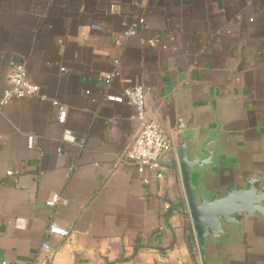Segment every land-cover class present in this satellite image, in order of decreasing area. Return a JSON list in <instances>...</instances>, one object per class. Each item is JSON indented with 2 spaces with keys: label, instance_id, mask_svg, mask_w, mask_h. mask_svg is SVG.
Segmentation results:
<instances>
[{
  "label": "crops",
  "instance_id": "0c3cea01",
  "mask_svg": "<svg viewBox=\"0 0 264 264\" xmlns=\"http://www.w3.org/2000/svg\"><path fill=\"white\" fill-rule=\"evenodd\" d=\"M15 64L44 98L0 109V264L30 263L45 241L51 264H201L174 147L145 184L125 159L136 109L105 98L143 87L171 142L179 120L218 136L208 189L242 185L264 169V0H0V97ZM53 194L66 205L47 207ZM233 240L221 264H264V220Z\"/></svg>",
  "mask_w": 264,
  "mask_h": 264
},
{
  "label": "water",
  "instance_id": "95a60500",
  "mask_svg": "<svg viewBox=\"0 0 264 264\" xmlns=\"http://www.w3.org/2000/svg\"><path fill=\"white\" fill-rule=\"evenodd\" d=\"M172 142L185 201L201 264H221L233 237H241L249 218L264 220V169L254 171L242 185L224 192L210 190L205 180L217 175L218 136L204 137L200 128L178 121ZM224 165H227L224 163Z\"/></svg>",
  "mask_w": 264,
  "mask_h": 264
},
{
  "label": "built area",
  "instance_id": "2783aa9c",
  "mask_svg": "<svg viewBox=\"0 0 264 264\" xmlns=\"http://www.w3.org/2000/svg\"><path fill=\"white\" fill-rule=\"evenodd\" d=\"M144 24L143 18H138L134 21L124 32V40L129 39L136 35V28ZM117 45H122L121 39L116 41ZM150 46H155L157 41L150 39L147 41ZM114 70L104 79L106 88H110L113 81L117 78V68L119 60L113 61ZM41 89L38 85H35L27 80L26 69L22 64H15L9 75V87L2 93L0 97V109L13 101L14 99H21L31 96H40ZM106 101L113 103H128L136 109V120L139 128L138 133L135 136L132 144L125 153V159L133 163L137 168L139 177L145 184H149L152 180H161L165 177V168L162 165V161L172 149L173 144L169 140L159 122L149 116L148 113V92L143 87H127L123 90L121 95H106ZM57 105V102H54ZM66 112L63 108L60 109L58 122L62 125L65 124ZM62 141L68 144L78 145L83 147V143H79L74 133L69 129H64L62 135ZM61 152V149H58ZM74 170V165L69 167V171ZM7 176H13L14 173L9 171ZM67 200L60 194H53L50 199L46 201V206L49 208H55L61 205H66ZM47 233L49 235L59 236L61 238L69 237V232L66 229L60 228L55 224H49L47 227ZM54 250L51 245L45 241L41 245L36 259L28 264H51L54 257Z\"/></svg>",
  "mask_w": 264,
  "mask_h": 264
}]
</instances>
